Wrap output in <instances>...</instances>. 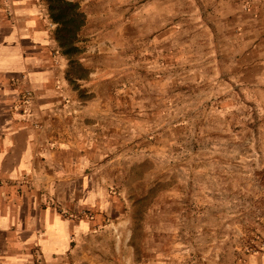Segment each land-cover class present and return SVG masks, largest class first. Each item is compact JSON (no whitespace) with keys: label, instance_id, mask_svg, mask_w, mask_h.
Wrapping results in <instances>:
<instances>
[{"label":"crops","instance_id":"0c3cea01","mask_svg":"<svg viewBox=\"0 0 264 264\" xmlns=\"http://www.w3.org/2000/svg\"><path fill=\"white\" fill-rule=\"evenodd\" d=\"M203 3L221 82L264 112V0ZM50 4L0 0V264H156L137 231L144 139L110 64L63 53Z\"/></svg>","mask_w":264,"mask_h":264},{"label":"rangeland","instance_id":"374dc122","mask_svg":"<svg viewBox=\"0 0 264 264\" xmlns=\"http://www.w3.org/2000/svg\"><path fill=\"white\" fill-rule=\"evenodd\" d=\"M70 2L85 18L74 58L88 50L110 64L144 139V253L158 249L156 264H251L264 250V112L221 82L215 15L203 0Z\"/></svg>","mask_w":264,"mask_h":264},{"label":"trees","instance_id":"16d2710c","mask_svg":"<svg viewBox=\"0 0 264 264\" xmlns=\"http://www.w3.org/2000/svg\"><path fill=\"white\" fill-rule=\"evenodd\" d=\"M72 5L70 0H58L56 4H50V10L52 18L58 23L56 37L63 53L69 57L71 63L77 64L78 60L74 58L75 54H78L76 43L85 18L82 13L75 11Z\"/></svg>","mask_w":264,"mask_h":264}]
</instances>
